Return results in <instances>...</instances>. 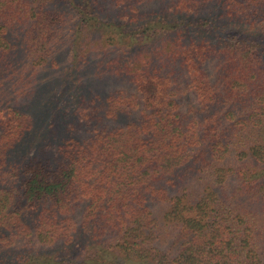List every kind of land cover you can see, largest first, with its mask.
Instances as JSON below:
<instances>
[{
    "label": "trees",
    "instance_id": "obj_1",
    "mask_svg": "<svg viewBox=\"0 0 264 264\" xmlns=\"http://www.w3.org/2000/svg\"><path fill=\"white\" fill-rule=\"evenodd\" d=\"M85 1L0 0V264H264V0Z\"/></svg>",
    "mask_w": 264,
    "mask_h": 264
},
{
    "label": "rangeland",
    "instance_id": "obj_2",
    "mask_svg": "<svg viewBox=\"0 0 264 264\" xmlns=\"http://www.w3.org/2000/svg\"><path fill=\"white\" fill-rule=\"evenodd\" d=\"M59 5H61L62 9H67V11L70 10L69 6V0H57ZM88 1V0H87ZM73 2L79 3V4H83L81 7L82 9L85 8L87 6V4L89 2H86L85 0H73ZM155 2H150L149 4L145 5L143 8L145 10H153L155 11V9H158L157 7H159V5L154 4ZM79 7V6H78ZM72 9V17H70V19H66V21L64 22L63 25V35L64 36V40L60 42V44L57 47L56 50V55H53L52 59L49 61V64H53L58 63V67H46L47 70H43L44 67L39 69V74L41 75V73L43 72L44 76L48 77L47 79L51 82L54 83V92H56L54 94L53 99L51 100L52 105L55 106V109H57L58 107H60L62 105V103L65 102L66 99H69L70 96L72 95V92H75V90L78 88H80L82 91L84 89H88V87L86 85H88L91 81V77L90 75H92L93 73V69L96 66L97 67H101L102 63H104V66H106L107 64H109L111 61H114L115 59H117V54L118 52H114V54H112V56H107V54H105L104 52L100 51V50H93L92 52H90V63L92 65V69L91 70H79L77 71V63L73 62L71 60V51H70V44L68 42L67 38L68 36H71L72 39H70L73 43L78 42L77 39V33L78 30L81 29L82 27L85 28L88 25L93 24L92 21V17L95 18V14L90 15V16H86L85 20L84 19H77V13H81L80 9L76 8V7H71ZM141 9V8H140ZM91 11V9H90ZM76 16L77 18H73V16ZM114 21L112 22L113 24L116 23H120V25H124L125 21H123L125 18L118 16H115L112 14L111 17ZM73 19V20H72ZM104 19V18H103ZM81 20L85 21L82 22ZM87 21V22H86ZM92 29L89 28L88 32H90ZM209 31H212V35H214L213 41H215L216 43H218L219 41H221L222 38L225 37L226 33H224L222 31V29H218L216 26H210ZM207 33H203L204 36H210L207 35ZM94 39V38H93ZM214 42V43H215ZM75 44H73L72 47H74ZM48 64V65H49ZM55 65V64H53ZM66 71L67 72V76H62V72ZM57 73H59V75L57 76ZM38 74V75H39ZM55 75V76H53ZM83 80L85 81V83H83ZM16 89V88H15ZM14 89V91H15Z\"/></svg>",
    "mask_w": 264,
    "mask_h": 264
}]
</instances>
